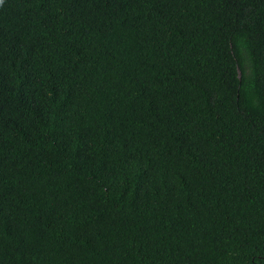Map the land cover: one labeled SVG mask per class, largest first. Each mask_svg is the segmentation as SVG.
<instances>
[{
	"label": "trees",
	"instance_id": "trees-1",
	"mask_svg": "<svg viewBox=\"0 0 264 264\" xmlns=\"http://www.w3.org/2000/svg\"><path fill=\"white\" fill-rule=\"evenodd\" d=\"M0 264H264V0H0Z\"/></svg>",
	"mask_w": 264,
	"mask_h": 264
}]
</instances>
